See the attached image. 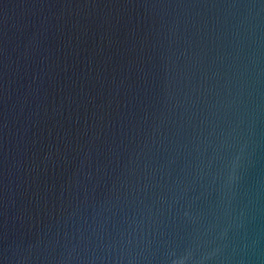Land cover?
Returning a JSON list of instances; mask_svg holds the SVG:
<instances>
[{"label":"water","instance_id":"water-1","mask_svg":"<svg viewBox=\"0 0 264 264\" xmlns=\"http://www.w3.org/2000/svg\"><path fill=\"white\" fill-rule=\"evenodd\" d=\"M0 264H264V0H0Z\"/></svg>","mask_w":264,"mask_h":264}]
</instances>
